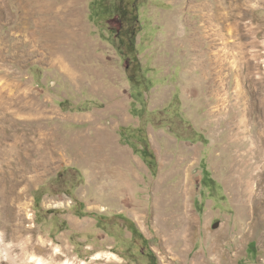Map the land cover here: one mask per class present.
<instances>
[{
    "label": "rangeland",
    "instance_id": "374dc122",
    "mask_svg": "<svg viewBox=\"0 0 264 264\" xmlns=\"http://www.w3.org/2000/svg\"><path fill=\"white\" fill-rule=\"evenodd\" d=\"M68 1L36 5L77 12L76 81L0 0L1 90L24 95L0 100V224L24 203L36 264H264V168L253 209L234 197L264 146V0Z\"/></svg>",
    "mask_w": 264,
    "mask_h": 264
},
{
    "label": "bare ground",
    "instance_id": "6f19581e",
    "mask_svg": "<svg viewBox=\"0 0 264 264\" xmlns=\"http://www.w3.org/2000/svg\"><path fill=\"white\" fill-rule=\"evenodd\" d=\"M16 1L18 2V5L21 10L20 14L18 15L17 21L19 22V24L17 28L20 30H23L25 32L24 35L29 37L31 50L36 51V43H37L36 38H42V40L46 42V45H47L46 47L48 48V51H49L48 58L50 59V61L51 60L58 61L62 74H64L71 81H76L78 79H81L80 74L78 72L79 68L77 69V67L72 62H70L68 53H66L65 49H62V47L56 46L57 45L56 40L62 35L61 32L65 33L67 36H70L69 38H75L76 35L80 33L81 29L78 25L77 12L72 13L71 16L69 17L68 21H69L70 27L62 30L57 27H54L53 25L54 22H52V17L59 15L61 10L63 9L61 8V6L55 8L54 6L51 7V5L45 4L47 7V11H41L40 7L38 8V6L36 5V0H16ZM70 2L73 3L74 1L69 0L66 4L67 7H70ZM2 86L4 85L0 84V100L1 101L10 99L12 100L14 104H18L20 103V101L24 99V95H20L18 97V96H15L14 94L9 95L6 91H2L1 90ZM16 88L18 89V86H16ZM32 105H31L32 107L30 106L31 111L34 110V112H36V101H34ZM57 149L49 147V151L51 153L58 151ZM47 152H48V149H46V152H45L46 157H47ZM22 158L24 157L22 156ZM23 161L24 160L20 161V159H18L17 165L23 164L21 163ZM242 161H243V167H242V170L240 169L242 171V173L241 172L240 173L242 174L243 178L239 179L235 183L236 192L234 194V197L237 198L238 201H240V204L243 208H248L249 203L254 202V204H251V208L253 209L254 205L256 204V200L259 199L260 192L263 190V188L259 189L258 187L261 184V178L256 177V174L258 173H255L254 170L259 167L264 168V146L250 147L248 150H246L245 156ZM4 201L5 200H3L2 202ZM8 201L10 203L11 200L9 199ZM12 202L14 203V201ZM23 204L24 203L22 202L17 205L9 204L10 211L8 215L6 214L3 217L2 223L0 224V261L5 262V263L2 262L1 264H36V257L33 255V252H34L33 249L35 248L36 245L32 240L28 239L27 235L25 236L26 232H28V229L24 225V221H23V209H22V207H24ZM0 209H2L1 206H0ZM243 214H245V211L242 212V215ZM188 230H189V227H185L183 225V227H181L180 229L172 231L170 236L173 239L185 240L186 238H188L187 237ZM8 239L10 240V243H11L10 247H8L4 242ZM13 252L15 253L13 254ZM63 264H69V263L64 262Z\"/></svg>",
    "mask_w": 264,
    "mask_h": 264
},
{
    "label": "trees",
    "instance_id": "16d2710c",
    "mask_svg": "<svg viewBox=\"0 0 264 264\" xmlns=\"http://www.w3.org/2000/svg\"><path fill=\"white\" fill-rule=\"evenodd\" d=\"M134 35H132L129 40H128V44H129V48H131L133 50V45H134V41H133Z\"/></svg>",
    "mask_w": 264,
    "mask_h": 264
},
{
    "label": "water",
    "instance_id": "95a60500",
    "mask_svg": "<svg viewBox=\"0 0 264 264\" xmlns=\"http://www.w3.org/2000/svg\"><path fill=\"white\" fill-rule=\"evenodd\" d=\"M218 226V222L213 223V227H217Z\"/></svg>",
    "mask_w": 264,
    "mask_h": 264
}]
</instances>
